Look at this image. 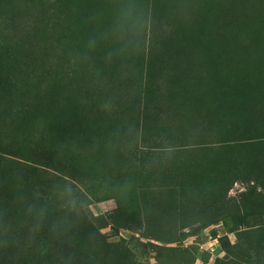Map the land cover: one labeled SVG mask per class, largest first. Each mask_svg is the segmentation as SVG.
<instances>
[{"label": "rangeland", "instance_id": "rangeland-1", "mask_svg": "<svg viewBox=\"0 0 264 264\" xmlns=\"http://www.w3.org/2000/svg\"><path fill=\"white\" fill-rule=\"evenodd\" d=\"M16 227L20 264H264V0H0V264Z\"/></svg>", "mask_w": 264, "mask_h": 264}, {"label": "trees", "instance_id": "trees-1", "mask_svg": "<svg viewBox=\"0 0 264 264\" xmlns=\"http://www.w3.org/2000/svg\"><path fill=\"white\" fill-rule=\"evenodd\" d=\"M70 212L72 211L70 210ZM68 215H70L69 212ZM8 235L11 237L6 238L8 242V246L5 248L6 255L11 258L13 263L20 264L25 257L32 253L33 246L30 243L28 235L26 236L18 227L15 229H9ZM42 245L46 246L45 243Z\"/></svg>", "mask_w": 264, "mask_h": 264}, {"label": "clouds", "instance_id": "clouds-1", "mask_svg": "<svg viewBox=\"0 0 264 264\" xmlns=\"http://www.w3.org/2000/svg\"><path fill=\"white\" fill-rule=\"evenodd\" d=\"M133 7L134 6H124V7H122L121 12L119 14V25L117 26V28L114 29L118 33L117 40L121 41V42H124L125 47L131 46L135 42L133 38H129L127 41L124 40L125 33L123 31V28H122L123 22L132 19V8ZM137 20H138V23L140 25L141 30L144 27H146L147 21L144 18L137 17ZM133 32H134V36L139 34L135 30H133ZM72 193H73V189L70 186H66L62 190V193H61L63 196L67 197L66 206L69 209H74L76 207V205H77L76 198L72 195ZM30 210H31V208H30ZM42 214L43 213L41 211L40 215L42 216Z\"/></svg>", "mask_w": 264, "mask_h": 264}]
</instances>
